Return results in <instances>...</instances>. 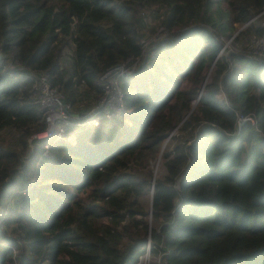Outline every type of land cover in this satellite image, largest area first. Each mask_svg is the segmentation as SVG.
Here are the masks:
<instances>
[{
    "label": "trees",
    "instance_id": "16d2710c",
    "mask_svg": "<svg viewBox=\"0 0 264 264\" xmlns=\"http://www.w3.org/2000/svg\"><path fill=\"white\" fill-rule=\"evenodd\" d=\"M155 6L168 33L149 43L151 57L142 30ZM263 9L264 0H0V137L17 133L0 139V264H138L148 244L151 264H264V61L223 46L262 35ZM138 56L122 116L35 136L46 127L37 74L71 105L98 103L99 76Z\"/></svg>",
    "mask_w": 264,
    "mask_h": 264
},
{
    "label": "built area",
    "instance_id": "2783aa9c",
    "mask_svg": "<svg viewBox=\"0 0 264 264\" xmlns=\"http://www.w3.org/2000/svg\"><path fill=\"white\" fill-rule=\"evenodd\" d=\"M262 12H264V9L259 14ZM160 31L162 32V35L159 37L151 35L147 39H143L144 55L150 54L151 57L156 55V50L154 48L148 49V45L150 42L157 40L168 33L163 26L160 27ZM233 37L234 35L229 38L230 42ZM232 49L243 50L264 61V23L262 35L252 37L244 49H241L240 47H234ZM142 61L143 58L141 56L136 58L131 57L127 60L120 61L105 70L98 79V82L104 88V93L96 106H94L86 115L76 114L72 111V105L64 101L62 92L50 83L46 73L40 72L37 74L32 88L35 101L43 111L42 119L45 121L46 127L44 130L36 132L35 136L39 138H64L74 134L75 131L82 126H99L103 118L113 119L122 116L125 110L122 81L124 78L135 74ZM220 98L221 100L228 101L224 93L221 94ZM246 120L255 122V115L240 114L239 123ZM43 154L46 156L50 154L49 143L45 145Z\"/></svg>",
    "mask_w": 264,
    "mask_h": 264
},
{
    "label": "rangeland",
    "instance_id": "374dc122",
    "mask_svg": "<svg viewBox=\"0 0 264 264\" xmlns=\"http://www.w3.org/2000/svg\"><path fill=\"white\" fill-rule=\"evenodd\" d=\"M159 9V10H158ZM160 11V12H158ZM164 12V6H160L159 8L157 6L155 7H151L148 8L145 11V16H146V20H147V25L146 28H144L142 31L145 34H151L154 35L156 37H159L160 35H162V32L160 31V27L163 26L161 25V20L159 18V13L163 14ZM254 22L256 24H261L263 25L264 23V12H262L261 14H257L254 17ZM242 27V26H241ZM175 30H178V27H174ZM174 30V31H175ZM230 38V37H229ZM229 38H225L224 41V47L226 48L225 51H227L228 49H230L231 47H238L236 46V44L234 43V41L229 40ZM250 36L249 35H244L242 37V40L239 41V44L241 47H244V45H246V43L249 41ZM230 42V43H229ZM97 103H94V101L92 102L90 98H85L82 101L77 102L76 104L72 105V111L74 113H81L83 114L84 112H89L94 106H96ZM0 139L2 141H4L5 143H12L17 141V133L16 130L11 128V127H5L2 131H1V137ZM30 138H28V142H30ZM19 146V145H18ZM162 153V152H161ZM161 153L160 156L158 157L157 163H156V167H155V171L158 170L159 164H160V160H161ZM149 244L147 246V251H145L142 255L141 258L138 262V264H151L152 259L150 258L149 254H148V249H149Z\"/></svg>",
    "mask_w": 264,
    "mask_h": 264
},
{
    "label": "water",
    "instance_id": "95a60500",
    "mask_svg": "<svg viewBox=\"0 0 264 264\" xmlns=\"http://www.w3.org/2000/svg\"><path fill=\"white\" fill-rule=\"evenodd\" d=\"M246 24H247V23H246ZM246 24H245V25H246ZM245 25H243L242 27H240L238 31H240ZM238 31H237V32H238ZM214 63H215V61H214ZM214 63L212 64V66H211V68H210V70H209V72H208V75L210 74V72H211V70H212V67L214 66ZM206 80H207V77H206V79H205V81H204V84H203V86H202V88H201V91H200L201 93H202V91H203V88H204V85H205V83H206ZM201 93H200V94H201ZM197 102H198V99L195 101L193 107L196 105ZM192 109H193V108H192ZM164 146H165V144L163 145V148H164ZM162 150H163V149H162ZM153 182H154V179H153ZM148 250H150V247H149ZM148 253H149V251H148Z\"/></svg>",
    "mask_w": 264,
    "mask_h": 264
}]
</instances>
